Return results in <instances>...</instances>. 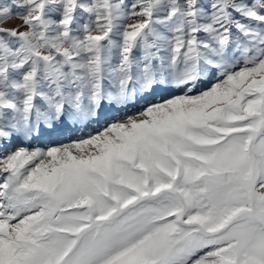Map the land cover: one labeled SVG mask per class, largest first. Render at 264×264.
Wrapping results in <instances>:
<instances>
[{
    "label": "snow or ice",
    "instance_id": "obj_1",
    "mask_svg": "<svg viewBox=\"0 0 264 264\" xmlns=\"http://www.w3.org/2000/svg\"><path fill=\"white\" fill-rule=\"evenodd\" d=\"M14 17L0 264H264V0H0Z\"/></svg>",
    "mask_w": 264,
    "mask_h": 264
},
{
    "label": "rangeland",
    "instance_id": "obj_2",
    "mask_svg": "<svg viewBox=\"0 0 264 264\" xmlns=\"http://www.w3.org/2000/svg\"><path fill=\"white\" fill-rule=\"evenodd\" d=\"M21 23V21L18 18H12L9 21L4 22L2 25L3 27H14ZM80 132H75L73 130L65 129L63 132L52 134L50 136H45L41 138L40 140L34 142L32 145L35 146H52L59 143H67L70 139H74L76 136L80 135Z\"/></svg>",
    "mask_w": 264,
    "mask_h": 264
}]
</instances>
